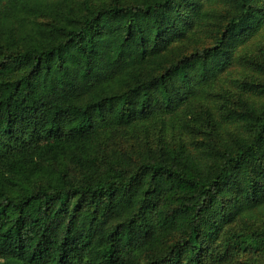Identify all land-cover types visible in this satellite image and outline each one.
<instances>
[{
	"label": "trees",
	"instance_id": "obj_1",
	"mask_svg": "<svg viewBox=\"0 0 264 264\" xmlns=\"http://www.w3.org/2000/svg\"><path fill=\"white\" fill-rule=\"evenodd\" d=\"M88 1L81 14V0H0V264L225 263V229L264 206V107L224 116L250 129L234 141L210 109L192 113L200 158L161 138L100 161L89 143L152 119L165 130L264 28V0H228L211 37L191 32L202 0ZM40 13L49 23H23ZM40 171L37 189L16 188Z\"/></svg>",
	"mask_w": 264,
	"mask_h": 264
},
{
	"label": "rangeland",
	"instance_id": "obj_2",
	"mask_svg": "<svg viewBox=\"0 0 264 264\" xmlns=\"http://www.w3.org/2000/svg\"><path fill=\"white\" fill-rule=\"evenodd\" d=\"M127 2L133 0H125ZM203 7L201 16L195 21L191 32H195L197 37H211L214 28L223 20L226 15L227 1L219 0L216 3L202 0ZM85 7L81 14H86L90 8L88 0H81ZM23 23L28 27L37 24L49 23L50 18L46 14H35L22 17ZM264 61V28L255 36L250 38L245 44L238 46L233 55L232 64L221 73L216 79L199 88L194 97L183 105L176 114L166 117L168 126L162 130L160 123L156 119L149 120L141 126L117 127L107 129L98 134L89 143L92 152L95 150L98 159L110 157V153L115 155L131 153L134 158L141 159L145 153L154 151L161 138L167 141L182 142L192 154L200 158L198 153L197 139L200 134L197 130L192 113L208 108L219 122V130L223 139L234 141L237 137L250 138L251 132L244 121L225 120L224 116L229 112L236 111L240 102L244 100L254 101L256 106L264 107V94L252 90L254 83L259 82L264 77L258 73L255 64ZM254 64V66H253ZM255 92V93H254ZM202 135V134H201ZM203 160V159H202ZM47 165V164H44ZM33 167L30 165L29 169ZM66 171L75 176L80 181V172L70 164H64ZM47 170L61 171V166L52 162ZM19 168L16 167L17 173ZM39 179H32L18 184L16 188H24L28 191L37 189V185L48 180L45 171L38 172ZM264 231V206L258 210L244 213L225 229L223 236L217 243L218 250L224 254L225 263L221 264H264V240L256 239ZM258 240V241H256ZM220 264V263H217Z\"/></svg>",
	"mask_w": 264,
	"mask_h": 264
}]
</instances>
